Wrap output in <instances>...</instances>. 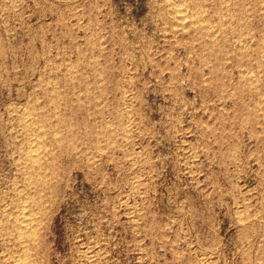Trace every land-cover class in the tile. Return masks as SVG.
Instances as JSON below:
<instances>
[{
    "label": "rangeland",
    "instance_id": "1",
    "mask_svg": "<svg viewBox=\"0 0 264 264\" xmlns=\"http://www.w3.org/2000/svg\"><path fill=\"white\" fill-rule=\"evenodd\" d=\"M25 246L264 264V0H0V264Z\"/></svg>",
    "mask_w": 264,
    "mask_h": 264
},
{
    "label": "bare ground",
    "instance_id": "2",
    "mask_svg": "<svg viewBox=\"0 0 264 264\" xmlns=\"http://www.w3.org/2000/svg\"><path fill=\"white\" fill-rule=\"evenodd\" d=\"M184 1V0H183ZM182 4V3H181ZM183 5V4H182ZM180 8V7H179ZM184 8V7H183ZM181 9H182V7H181ZM180 10V9H179ZM181 12H182V10H181ZM187 12V11H186ZM182 15V14H181ZM185 15H186V13H185ZM185 15H184V17H185ZM179 16V15H178ZM190 16V15H189ZM196 16V15H195ZM181 18V17H180ZM187 19V18H186ZM181 20H183V19H181ZM203 21V20H202ZM183 22V21H182ZM211 34V33H210ZM213 35V34H212ZM208 36H209V34H208ZM210 37V36H209ZM215 37V36H214ZM211 39H213V38H211ZM251 77V76H250ZM257 83V82H256ZM255 83V81H254V84H256ZM254 84H252V85H254ZM259 85V84H258ZM261 86V85H260ZM252 87V86H251ZM256 87H257V85H256ZM251 89V88H250ZM259 89V88H258ZM33 124H35V123H33ZM24 125L29 129L30 127H31V125L28 123H24ZM42 127V126H41ZM34 128V127H33ZM43 128V127H42ZM40 129V128H39ZM34 130V129H33ZM32 131V130H31ZM29 133V132H28ZM39 133V132H38ZM41 135V134H40ZM39 137V136H38ZM59 136H57V138H58ZM61 137V136H60ZM59 137V138H60ZM30 138V137H29ZM59 138H58V140H59ZM34 139V138H33ZM40 139V138H39ZM61 139V138H60ZM41 140V139H40ZM40 140H38V142H39V144H40ZM42 141V140H41ZM35 142V141H34ZM44 144V143H43ZM29 147H27V148H29L27 151H25V153H26V156H25V158L26 159H29L28 161H30L31 163H33V164H35V163H37V164H35V166L36 165H38V162H41L40 160H42L41 159V148L43 147H41V146H39L38 144L37 145H28ZM44 150V149H43ZM43 155H44V153H42ZM45 154H47V153H45ZM45 156V155H44ZM43 157V156H42ZM46 157H48V156H45V158ZM50 157V156H49ZM44 158V157H43ZM49 159H51V158H49ZM48 160V159H47ZM46 160V161H47ZM44 161V160H43ZM42 161V162H43ZM29 162V163H30ZM41 162V163H42ZM45 162V161H44ZM48 162V161H47ZM46 163V162H45ZM30 165V164H29ZM28 166V165H27ZM31 166V165H30ZM34 166V167H35ZM39 167H40V164L38 165ZM37 166V167H38ZM43 166V165H42ZM28 168H29V166H28ZM27 168V169H28ZM31 169V168H30ZM34 169V168H33ZM32 170V169H31ZM30 171V170H29ZM28 171V173H31V171L29 172ZM31 176H32V174H31ZM29 177V178H32L31 180H32V182H34L33 181V177ZM41 179H42V177H41ZM45 179V178H44ZM43 179V180H44ZM47 181V180H46ZM31 182V183H32ZM37 182V181H36ZM30 182H28V184H29ZM40 183V182H39ZM49 183V182H48ZM32 184H35V182L34 183H32ZM31 184V185H32ZM42 183H40V185H41ZM46 184V183H45ZM44 184V185H45ZM30 185V184H29ZM39 185V184H38ZM39 185V186H40ZM35 187V186H34ZM42 187V186H41ZM40 188V187H39ZM39 188H38V191H39ZM29 189V188H28ZM36 189V188H35ZM41 189V188H40ZM43 189V188H42ZM28 200L29 199H27V201H23V203H22V210H21V212H18V213H20L17 217L15 216L14 218L15 219H13L14 220V223H15V230H17L18 231V236L16 237V239L17 238H19V241L21 242V244H23V246L24 245H26V243H29L28 241L30 240V238L32 237V239L34 238V237H36V236H34L33 237V231H36V229H34V228H36L35 226H34V224L36 223V220H37V218H39L38 216L39 215H37L38 213L36 212L38 209V207L37 206H39V208H40V205L42 204L40 201H39V203H40V205H39V203L35 200V202H37V203H35L34 202V200H32V203L29 201L28 202ZM39 200H40V198H39ZM20 201V200H19ZM45 201V200H44ZM34 202V203H33ZM43 202V201H42ZM43 203H45V202H43ZM37 204V205H36ZM20 206V205H19ZM43 206V205H42ZM47 207V206H46ZM45 207V208H46ZM42 208V207H41ZM21 209V208H20ZM37 209V210H36ZM39 211V210H38ZM41 211H42V209L40 210V213H41ZM46 212V211H45ZM39 213V214H40ZM45 216V215H44ZM43 216V217H44ZM42 219V218H41ZM44 219V218H43ZM37 221H39V219L37 220ZM43 221V220H42ZM41 220L39 221V222H42ZM37 224H38V222H37ZM40 224V223H39ZM36 225V224H35ZM39 226V225H38ZM33 227V228H32ZM32 229H34L33 231H32ZM12 231V230H11ZM17 231H16V233H17ZM11 233V232H10ZM12 233H14V231L12 232ZM8 234V233H7ZM37 234V233H36ZM14 235V234H13ZM38 235V234H37ZM37 238H35V240H36ZM13 241V240H12ZM18 241V242H19ZM33 241V240H32ZM38 241V240H37ZM17 242V243H18ZM20 242H19V245H20ZM36 242V241H35ZM39 242V241H38ZM12 244V243H11ZM28 245V244H27ZM37 246H39L38 244H37ZM28 247V246H27ZM30 247H32L31 245H30ZM32 248H34L35 249V247L33 246ZM32 248H30V249H32ZM20 250H21V248H19ZM23 249V252H22V254H20L18 257L16 256V258L15 259H12L13 261H12V263L9 261L8 262V264H33L34 262H32V260H31V257H30V255L31 254H29V252L30 251H28L29 250V247L28 248H26V246H25V248H22ZM34 249H32L33 250V252H34ZM38 249V248H37ZM18 251V250H17ZM15 252V251H14ZM20 252V251H19ZM32 252V251H31ZM12 253H13V251H12ZM16 254H18V253H16ZM33 254H35V253H33ZM11 256H14V255H11ZM33 256V255H32ZM33 259V258H32ZM9 260V259H8Z\"/></svg>",
    "mask_w": 264,
    "mask_h": 264
}]
</instances>
